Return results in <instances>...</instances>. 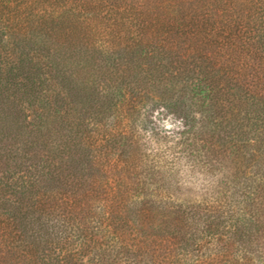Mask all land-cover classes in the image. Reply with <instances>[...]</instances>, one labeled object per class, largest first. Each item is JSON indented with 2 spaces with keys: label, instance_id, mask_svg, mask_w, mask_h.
I'll use <instances>...</instances> for the list:
<instances>
[{
  "label": "trees",
  "instance_id": "trees-1",
  "mask_svg": "<svg viewBox=\"0 0 264 264\" xmlns=\"http://www.w3.org/2000/svg\"><path fill=\"white\" fill-rule=\"evenodd\" d=\"M0 264H264V0H0Z\"/></svg>",
  "mask_w": 264,
  "mask_h": 264
},
{
  "label": "rangeland",
  "instance_id": "rangeland-1",
  "mask_svg": "<svg viewBox=\"0 0 264 264\" xmlns=\"http://www.w3.org/2000/svg\"><path fill=\"white\" fill-rule=\"evenodd\" d=\"M157 106H154L150 103L151 109L149 111V123H148V137L153 138L154 133L152 132L153 129H156V131H158L160 134L158 135L159 138H161V140L165 139V143L174 140L175 138L179 137L180 134L186 130L187 128L184 127L183 122L181 121L180 118H178V116L172 114L170 112V110H168L167 108H164L163 104H156ZM154 107V111L152 110V108ZM208 132L206 131V129H204V131L201 134V138H207L208 135H206ZM153 135V136H152ZM157 137V138H158ZM205 145L206 147H209V145L204 142V141H196L195 144V150H197V154H196V158H194L195 160H210L212 165H214V167H216V169H218V171H220L221 169V160L217 159L216 157H212L210 155H208V153L205 152V150H201L202 146ZM200 150V151H199ZM210 154V153H209ZM198 155V156H197ZM202 161V160H201ZM203 162V161H202ZM223 166V172L222 173H227V166L222 165ZM183 170H186L185 166L182 167ZM229 168V167H228ZM199 170L203 171V168L200 167ZM203 173H205V176H199L200 179H204V177L209 180L210 178V174L206 173L203 171ZM214 174L216 175V173L214 172ZM213 174V175H214ZM228 174V173H227ZM223 175V174H221ZM206 179H204V181H206Z\"/></svg>",
  "mask_w": 264,
  "mask_h": 264
}]
</instances>
